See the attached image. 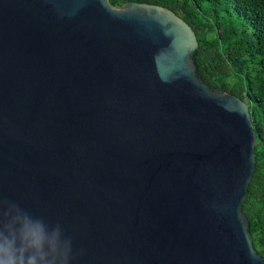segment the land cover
Segmentation results:
<instances>
[{"label":"water","instance_id":"95a60500","mask_svg":"<svg viewBox=\"0 0 264 264\" xmlns=\"http://www.w3.org/2000/svg\"><path fill=\"white\" fill-rule=\"evenodd\" d=\"M197 49L157 5L0 0V201L59 225L78 264H264L250 110Z\"/></svg>","mask_w":264,"mask_h":264},{"label":"trees","instance_id":"16d2710c","mask_svg":"<svg viewBox=\"0 0 264 264\" xmlns=\"http://www.w3.org/2000/svg\"><path fill=\"white\" fill-rule=\"evenodd\" d=\"M173 11L198 41L196 74L210 89L244 101L255 130V172L242 204L255 250L264 260V0H109Z\"/></svg>","mask_w":264,"mask_h":264},{"label":"clouds","instance_id":"9594fccd","mask_svg":"<svg viewBox=\"0 0 264 264\" xmlns=\"http://www.w3.org/2000/svg\"><path fill=\"white\" fill-rule=\"evenodd\" d=\"M83 254L59 225L0 201V264H78Z\"/></svg>","mask_w":264,"mask_h":264}]
</instances>
